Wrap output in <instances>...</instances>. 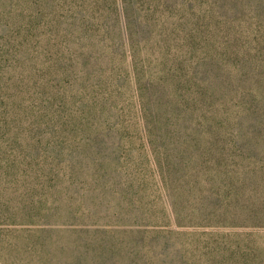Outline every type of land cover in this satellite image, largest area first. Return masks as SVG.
I'll use <instances>...</instances> for the list:
<instances>
[{
	"label": "trees",
	"instance_id": "1",
	"mask_svg": "<svg viewBox=\"0 0 264 264\" xmlns=\"http://www.w3.org/2000/svg\"><path fill=\"white\" fill-rule=\"evenodd\" d=\"M195 120L264 129V0H0V146L34 151L0 157V227L34 221L61 173L49 146Z\"/></svg>",
	"mask_w": 264,
	"mask_h": 264
},
{
	"label": "rangeland",
	"instance_id": "2",
	"mask_svg": "<svg viewBox=\"0 0 264 264\" xmlns=\"http://www.w3.org/2000/svg\"><path fill=\"white\" fill-rule=\"evenodd\" d=\"M192 125L152 144L49 146L61 173L42 180L34 221L0 227V264H264V129Z\"/></svg>",
	"mask_w": 264,
	"mask_h": 264
}]
</instances>
